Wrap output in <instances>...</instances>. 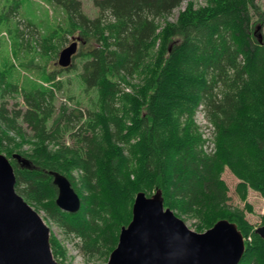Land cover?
I'll use <instances>...</instances> for the list:
<instances>
[{
  "label": "trees",
  "instance_id": "trees-1",
  "mask_svg": "<svg viewBox=\"0 0 264 264\" xmlns=\"http://www.w3.org/2000/svg\"><path fill=\"white\" fill-rule=\"evenodd\" d=\"M49 1L66 13L65 32L82 39L73 58L95 97L87 105L57 103L62 85L52 74L42 70L48 85H21L15 66L2 69L0 60V152L9 157L16 192L75 237L84 254L107 261L135 195L160 190L164 206L196 219L198 231L220 219L234 222L244 239L251 236L238 264H264V240L228 205L221 177L228 167L240 198L249 188L264 196V37L262 24L251 22L254 0L197 7L191 0L173 21L186 0H94L93 18L79 0ZM13 36L23 46L20 32ZM59 37L61 43L66 34L40 35L38 46L36 39L29 46L55 53ZM51 171L69 179L80 199L76 211L56 206ZM49 242L64 264L65 249L51 233Z\"/></svg>",
  "mask_w": 264,
  "mask_h": 264
},
{
  "label": "water",
  "instance_id": "water-1",
  "mask_svg": "<svg viewBox=\"0 0 264 264\" xmlns=\"http://www.w3.org/2000/svg\"><path fill=\"white\" fill-rule=\"evenodd\" d=\"M77 40L73 37L60 50L57 63L61 67L71 65ZM12 157L28 167V159L19 153ZM50 173L57 188L56 206L76 211L80 199L69 179L57 171ZM14 185L13 167L0 153V264H62L51 252L49 227ZM254 232L264 240V223ZM244 250V238L235 223L220 219L203 232L194 231L164 206L157 190L149 196L135 195L131 220L120 228L106 264H238Z\"/></svg>",
  "mask_w": 264,
  "mask_h": 264
},
{
  "label": "rangeland",
  "instance_id": "rangeland-1",
  "mask_svg": "<svg viewBox=\"0 0 264 264\" xmlns=\"http://www.w3.org/2000/svg\"><path fill=\"white\" fill-rule=\"evenodd\" d=\"M82 5L83 12L93 18L97 16L98 10L94 5V0H79ZM193 2L186 0L182 5L173 11V14L169 17L170 21H173L179 12ZM195 7L205 5L204 0L194 1ZM257 7L250 10L251 22L253 27L261 23V33L264 37V0H254ZM258 14V15H257ZM262 20V22H260ZM27 23H31L37 26L39 34L33 31L34 28L28 27ZM67 15L63 10L58 7L55 3L49 0H0V60L2 69L12 70L14 65V77L15 80L22 84H35V85H48L46 82L45 72H48L54 76V82H60L62 85L61 91L57 92V103L67 101V104L73 105L75 102L87 105L89 103L88 97H95V93L91 91H85L84 85L82 84L79 72L80 67L77 63V59L73 58L75 66H70L67 69H62L56 64L58 53L62 47L68 45L71 42V37L77 35V31H73L71 34H67L65 31L71 29L69 23L67 24ZM59 26V30L56 28ZM20 32L21 44L19 48L16 46V40L13 34L15 31ZM51 32H58V35L66 34L65 41L60 43V37L57 44L59 48L55 53L52 50L43 52V55L35 53L33 47L30 45L38 46L40 35L49 34ZM257 38V37H256ZM81 43L79 42V47ZM22 63H28L29 66H25ZM32 63V64H31ZM40 66V69H38ZM44 70L45 72H42ZM13 71V70H12ZM45 82V83H44ZM71 99L69 100V97ZM21 101V99L19 98ZM69 100V101H68ZM70 102V103H69ZM10 105L13 103L9 101ZM198 126L201 127V131L204 132L205 137L208 136V128L202 114L196 113L195 116ZM25 149H29L30 145H25ZM5 155L4 152H0ZM9 159V157H7ZM221 177L228 187L227 195L229 196L228 205L231 208L240 209L243 213L244 219L256 228L264 222V196L257 190L247 189L245 198H240L236 191L239 179L230 171L228 167H225ZM24 198V197H23ZM25 200V198H24ZM26 201V200H25ZM32 206L28 201H26ZM34 208V207H33ZM36 210V209H35ZM38 213L44 220V222L50 228L51 236L56 237L59 245L65 249V258L63 259L64 264H106L99 256L92 257L91 255L84 254L83 250L75 246L77 239L75 237H68L62 233L61 229L46 219L43 210H39ZM185 224L192 230H196L195 224L196 219L190 218L186 215L179 216ZM205 231V230H203ZM251 241V236H246L244 241Z\"/></svg>",
  "mask_w": 264,
  "mask_h": 264
},
{
  "label": "flooded vegetation",
  "instance_id": "flooded-vegetation-1",
  "mask_svg": "<svg viewBox=\"0 0 264 264\" xmlns=\"http://www.w3.org/2000/svg\"><path fill=\"white\" fill-rule=\"evenodd\" d=\"M81 41H82V39H81Z\"/></svg>",
  "mask_w": 264,
  "mask_h": 264
}]
</instances>
